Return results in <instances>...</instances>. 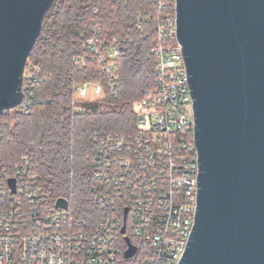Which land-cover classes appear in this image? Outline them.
Returning <instances> with one entry per match:
<instances>
[{
	"label": "built area",
	"instance_id": "built-area-1",
	"mask_svg": "<svg viewBox=\"0 0 264 264\" xmlns=\"http://www.w3.org/2000/svg\"><path fill=\"white\" fill-rule=\"evenodd\" d=\"M153 2L159 9L172 2L174 14L155 26L151 50L155 80L134 107L137 132L128 136L94 134L92 138V191L100 210L96 225L81 230L69 203L66 210L55 208V203L51 206L25 159L10 175L0 170V264H121L118 236L128 237L136 248L131 259L140 255L145 264L180 261L195 217L198 158L192 99L175 38V2ZM137 27L141 29V20ZM120 52L118 39H106L99 25L75 49L74 64L80 68L94 65L101 81L72 87L74 111L81 112L80 102L102 99L105 89L114 93ZM38 72L32 65L23 71L27 98L23 101L22 87L17 108L24 114ZM9 179L14 180V190ZM123 225L124 235L120 234ZM126 249L125 244L124 252Z\"/></svg>",
	"mask_w": 264,
	"mask_h": 264
},
{
	"label": "water",
	"instance_id": "water-1",
	"mask_svg": "<svg viewBox=\"0 0 264 264\" xmlns=\"http://www.w3.org/2000/svg\"><path fill=\"white\" fill-rule=\"evenodd\" d=\"M53 2L0 0V114L22 101L24 67ZM174 2L198 158L194 224L178 264H264V0ZM123 240L128 260L136 248Z\"/></svg>",
	"mask_w": 264,
	"mask_h": 264
},
{
	"label": "trees",
	"instance_id": "trees-1",
	"mask_svg": "<svg viewBox=\"0 0 264 264\" xmlns=\"http://www.w3.org/2000/svg\"><path fill=\"white\" fill-rule=\"evenodd\" d=\"M173 14L172 2L159 9L153 0H54L25 64L24 73L29 65L39 68L37 82L29 92L28 113L17 108L0 114V170L10 175L26 159L50 205L57 199L67 200L81 230L93 228L100 216L92 191L93 135L128 136L137 132L134 107L155 80L151 54L155 26ZM96 25L106 39L119 41V83L114 93L105 89L98 101L78 103V113L72 108V87L101 81V75L94 65L76 66L73 55ZM26 86L24 75L23 101ZM117 247L121 264H145L140 255L123 260L125 244L120 236Z\"/></svg>",
	"mask_w": 264,
	"mask_h": 264
}]
</instances>
